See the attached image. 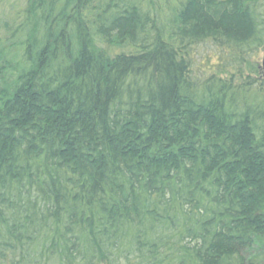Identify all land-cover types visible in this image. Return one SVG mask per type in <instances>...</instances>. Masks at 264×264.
I'll use <instances>...</instances> for the list:
<instances>
[{
    "label": "trees",
    "instance_id": "trees-1",
    "mask_svg": "<svg viewBox=\"0 0 264 264\" xmlns=\"http://www.w3.org/2000/svg\"><path fill=\"white\" fill-rule=\"evenodd\" d=\"M263 50L264 0H0V264H261Z\"/></svg>",
    "mask_w": 264,
    "mask_h": 264
},
{
    "label": "water",
    "instance_id": "water-1",
    "mask_svg": "<svg viewBox=\"0 0 264 264\" xmlns=\"http://www.w3.org/2000/svg\"><path fill=\"white\" fill-rule=\"evenodd\" d=\"M260 67H261L262 73L264 75V52H263V55H262V58H261Z\"/></svg>",
    "mask_w": 264,
    "mask_h": 264
},
{
    "label": "rangeland",
    "instance_id": "rangeland-1",
    "mask_svg": "<svg viewBox=\"0 0 264 264\" xmlns=\"http://www.w3.org/2000/svg\"><path fill=\"white\" fill-rule=\"evenodd\" d=\"M204 49V48H203ZM204 50H206V49H204ZM263 52H264V50L259 54V56H258V61H260V63H261V58H262V55H263ZM261 264H264V257H262V262H261Z\"/></svg>",
    "mask_w": 264,
    "mask_h": 264
}]
</instances>
